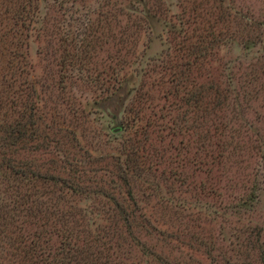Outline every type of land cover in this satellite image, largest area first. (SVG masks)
I'll use <instances>...</instances> for the list:
<instances>
[{"label":"rangeland","instance_id":"1","mask_svg":"<svg viewBox=\"0 0 264 264\" xmlns=\"http://www.w3.org/2000/svg\"><path fill=\"white\" fill-rule=\"evenodd\" d=\"M76 1L40 0L36 21L27 38L31 64L29 82L38 90L41 108L51 111L57 120H60L59 115L65 116L69 124L75 118L69 106L77 108L76 119H81L75 131L85 149L98 155V159L105 155L118 156L135 137L143 140L142 135H135L142 122L133 123V119L141 114L150 120L154 126L153 133L149 134L152 144L147 146L146 152L149 154L147 171L136 177L133 184L139 212L152 220L169 223L166 226L169 227L176 225L171 219L178 211L186 217L184 223L188 228L182 226V229L188 235H196L208 247L224 248L233 256L231 250L239 243L238 237L247 238L250 230L256 227L264 234V92L242 110L234 108V97L228 95L233 86L239 89L246 84L244 81H253L255 75L262 78L249 86L264 91V65L258 62L264 45V0H170L165 17L170 25L167 29L173 32L163 35L166 28L161 24L159 34L142 30L134 36L137 40L131 39L129 43L122 34L142 22L136 21L137 17L143 18L128 9L132 0ZM219 19L224 22L220 24ZM196 28L198 32H194ZM213 30L216 34L222 32L226 42L205 64L194 66L192 74L197 86L224 91L232 104L226 103L218 112L210 114L211 109L207 107H212L210 103L215 99L211 92L199 106L188 108L175 96L172 81L183 61L195 62L192 56L195 48H190L187 58L181 61L179 44L198 45L201 42L197 37L211 36ZM251 38L256 40L255 47L247 49L246 42ZM72 41H76V46L71 45ZM84 42L89 47L84 46ZM70 54L76 63L73 71L64 65ZM117 56L124 63L118 68L122 70V80L132 74H141L136 79L141 98H137L135 92L123 96L121 112L115 111L118 104L108 110L110 114H119V122L111 123L103 104L112 94L111 89L121 83L110 77L97 80L96 76L118 61ZM72 73L74 78L68 79ZM187 109L193 113L189 112L187 122L183 123L180 118L182 111ZM126 120L131 121L134 128L124 132L121 128ZM221 122L226 125L225 134L226 129L229 130L225 139L216 130ZM69 124L66 128L74 131V126ZM62 135L60 140L63 139L66 149L77 155L75 141L66 132ZM211 135L216 137L208 140ZM259 143L261 149L256 148ZM213 147L224 149L226 157L220 163L212 164L204 156V151ZM111 163L112 160H106L95 164L93 169L115 171ZM91 167L88 163L87 168ZM176 170L188 177L187 184L171 177V172ZM102 178L110 185L108 191L114 193L111 178L103 175ZM5 187L8 188L0 185L2 191ZM123 197L118 199L123 200ZM246 199L247 206L244 205ZM104 202L107 201L79 197L74 204L83 213L90 212L91 220L108 224L106 219L115 208ZM159 227L165 229L160 224ZM187 243L192 246H182L185 254L210 264L205 254L206 246L200 249L197 243L191 244L189 240ZM189 247L199 252L196 254ZM129 251L133 259L125 262L139 263L138 250L132 247ZM172 255L180 258V253ZM151 262L158 264L154 260Z\"/></svg>","mask_w":264,"mask_h":264},{"label":"trees","instance_id":"2","mask_svg":"<svg viewBox=\"0 0 264 264\" xmlns=\"http://www.w3.org/2000/svg\"><path fill=\"white\" fill-rule=\"evenodd\" d=\"M39 2L40 0H0V185L8 186L3 191L0 188V264H127L125 260L133 259L130 255L132 251H129L132 247L141 256L137 257L139 263L136 264H152V260L158 264H204L194 255L185 254L182 250V246H192L188 245V240L191 244L197 243L200 249L206 246L205 254L210 264H264V234L257 227L250 230L247 238L238 237L239 243L231 250L234 255L230 256V252L224 248H215L214 245L208 247L196 235H188L182 229V226L188 228L184 223L186 217L183 218L178 211L174 214V219H171L176 225L169 227H166L169 223L152 220L139 212L140 204L133 184L136 177L147 171L149 154L146 152L147 146L152 144L149 134L153 133L154 126L150 120L141 114L136 115L137 119H133V123H142L136 129L135 135H142L143 140L135 137L134 142L118 156L105 155L98 159V155L85 149L79 140V133L75 131L76 123L81 119H76L77 108L69 106V111L75 117L71 124L70 121L65 122L68 119L65 116L59 115L60 120H57L51 111L41 108L38 90L29 82L31 64L27 50V38L36 21ZM169 2L170 0H132L128 9L132 13L143 15V18H136V21L142 22L137 23L134 28L130 27L124 34L121 33L122 37L129 43L142 30L159 34L158 26L161 24L166 28L163 35L173 32L167 29L170 25L165 17ZM218 22L222 24L224 19H219ZM198 31L199 28L194 29V32ZM212 33L208 37L198 36L201 43L195 44L196 46L179 44L181 61L187 58L190 48H195L192 55L195 62L191 64L183 61L181 68L174 72L172 81L175 83V96L188 108L199 106L211 92L215 99L210 103L213 106L207 107L211 109L210 114L218 112L226 103L232 104L230 96L224 94V91L197 86L192 74L194 66L205 64L211 54L226 42L222 38V32L216 34L213 30ZM75 42H71L73 47L77 44ZM255 44L256 40L251 38L245 46L252 49ZM82 45V50L85 49L84 46L89 47L85 42ZM81 49L78 50L79 53ZM129 50L131 49H128L131 54L132 51ZM72 56H66L64 65L73 71L76 63ZM117 58L118 61L108 66L102 74L96 71L97 80L102 77L108 80L110 77L111 80L121 83L111 89L112 94L103 104V110L111 123L119 122V114H110L108 110L118 104L115 111L121 112L125 99L123 96L135 92L137 98H141L136 80L141 74H132L122 80V70L118 68L124 63L121 57ZM259 61L264 65V45ZM73 75H68V79H73ZM255 76L253 81H244L246 86L242 85L239 89L233 86L228 92V95L234 97V108L242 110L243 106H250L264 92L262 89L253 90L249 86L262 78L260 75ZM182 112L180 121L186 123L189 112L193 111L187 109ZM67 124L74 126V131L71 129L70 132L66 128ZM181 125L184 129L185 125ZM220 125L216 130L225 139L229 130L226 129L225 134L223 128L226 125L222 122ZM129 128L132 130L133 124L126 120L121 130L127 132ZM64 132L77 144V155L66 149L63 139L60 140ZM215 137L216 135H211L208 140ZM256 148L261 149L262 144L259 143ZM204 156L212 164L220 163L226 157L224 149L214 147L204 151ZM106 160H112L111 166L115 171L108 168L103 169V172L93 169L95 164ZM88 163L92 166L91 169L87 168ZM102 175L111 178V190L114 193L108 191L110 185ZM171 177L179 183L187 184L188 177L182 171H172ZM213 189L212 187L211 190ZM121 195L124 196L123 200L118 199ZM79 197L106 200L104 205H113V214L106 219L109 223L91 220L90 212L85 214L74 204ZM247 204L246 199L244 205ZM159 224L165 229H161ZM189 248L195 253L199 252L194 247ZM175 252L180 253V258L172 255Z\"/></svg>","mask_w":264,"mask_h":264}]
</instances>
